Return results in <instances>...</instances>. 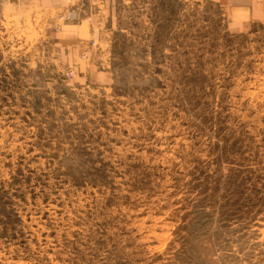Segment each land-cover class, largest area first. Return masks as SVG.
I'll use <instances>...</instances> for the list:
<instances>
[{
  "label": "rangeland",
  "instance_id": "374dc122",
  "mask_svg": "<svg viewBox=\"0 0 264 264\" xmlns=\"http://www.w3.org/2000/svg\"><path fill=\"white\" fill-rule=\"evenodd\" d=\"M108 10L74 56L0 0V264H264V18Z\"/></svg>",
  "mask_w": 264,
  "mask_h": 264
},
{
  "label": "crops",
  "instance_id": "0c3cea01",
  "mask_svg": "<svg viewBox=\"0 0 264 264\" xmlns=\"http://www.w3.org/2000/svg\"><path fill=\"white\" fill-rule=\"evenodd\" d=\"M109 1L100 0L99 10L89 0H33L41 10L52 13L58 21L60 42L63 47H70L71 53L80 56L88 49L99 18L106 20ZM219 6L236 30L247 28L252 22L264 18V0H195ZM98 28V27H97Z\"/></svg>",
  "mask_w": 264,
  "mask_h": 264
},
{
  "label": "built area",
  "instance_id": "2783aa9c",
  "mask_svg": "<svg viewBox=\"0 0 264 264\" xmlns=\"http://www.w3.org/2000/svg\"><path fill=\"white\" fill-rule=\"evenodd\" d=\"M67 2H74V0H66ZM90 3H92L96 8H99L102 3L100 0H89Z\"/></svg>",
  "mask_w": 264,
  "mask_h": 264
}]
</instances>
